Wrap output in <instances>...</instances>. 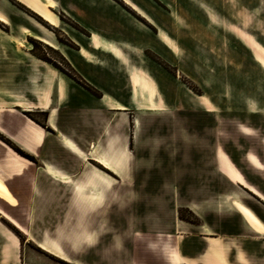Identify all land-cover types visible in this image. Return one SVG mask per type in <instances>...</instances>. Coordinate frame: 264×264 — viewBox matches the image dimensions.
Returning <instances> with one entry per match:
<instances>
[{
	"label": "crops",
	"instance_id": "obj_1",
	"mask_svg": "<svg viewBox=\"0 0 264 264\" xmlns=\"http://www.w3.org/2000/svg\"><path fill=\"white\" fill-rule=\"evenodd\" d=\"M53 1L84 29L67 31L77 49L67 52L62 46L60 50L100 93L94 94L44 62L21 63L28 69L22 72V78L27 80L23 86L24 101L12 100L11 105L2 102L0 110L15 112L13 107L19 106L26 111L37 109L47 112V119L43 125L22 114L18 124L5 125L3 116L0 118V132L35 157L34 160L25 157L0 138L4 150L0 159V202L12 211H36L38 218L55 231L61 232L62 222L68 220L75 247L93 240L87 229L94 225L95 219L86 214L79 225L78 213L95 210L107 196L115 179L107 171L118 178L136 174L131 171V143L138 124L137 104L143 97L134 86L139 82L137 76L127 74L126 70L121 74L118 67L136 66L129 50L148 46L152 27L156 29L154 35L161 37L172 51L178 43L176 38L181 37L182 73L204 90L199 98H206L219 108L214 109L217 111L214 114L206 113L207 108L205 113L199 109L197 114H192L196 115L197 123L188 125V131L198 134L192 132L197 138L179 146L181 178H202L201 165L216 160L222 164L220 151L227 153L229 161L238 167L235 146L228 151L215 146L218 119L229 115L236 130L240 127L260 132L264 127V0ZM125 5L148 24L141 22ZM24 28L30 27H23L22 31ZM131 123H134L133 131ZM203 132L214 138L209 145L204 139L202 142ZM152 146L150 143V153ZM250 155L255 156L259 166L251 162ZM246 160L257 168L264 165L256 153H247ZM225 161L227 168L235 172L226 158ZM150 177H157V172H150ZM8 180H13V184ZM238 197L236 193L226 197L239 211L238 227L263 236L243 238L199 225L207 228L194 236L193 247L184 241L172 244V249L185 260L181 264H212L207 254L213 238H218L225 249L223 254L228 264H264V220ZM192 208L198 211L196 205ZM4 211L7 214H2L15 225L20 223ZM237 242L242 248L233 251V243ZM38 244L70 261L58 235L47 234ZM197 247L202 250L197 252ZM219 260L224 263L222 258Z\"/></svg>",
	"mask_w": 264,
	"mask_h": 264
},
{
	"label": "rangeland",
	"instance_id": "obj_2",
	"mask_svg": "<svg viewBox=\"0 0 264 264\" xmlns=\"http://www.w3.org/2000/svg\"><path fill=\"white\" fill-rule=\"evenodd\" d=\"M44 1L54 12V22L39 11L38 4L33 0H0V12L10 18L9 23L0 20V103L24 101L23 86L27 80L22 78V72L28 70L21 65L24 60L44 62L46 66L49 65L51 69L53 66L70 78L83 77L75 68L76 72L71 68L69 58L60 50L62 46L67 52L78 48L67 32L77 29L76 22L54 5L53 0ZM125 8L134 14L128 5ZM134 15L148 24L136 13ZM35 21L51 30L48 38L55 41L56 47L35 36L23 34V27H30L40 34ZM151 29L152 38L147 40L148 46L129 50L133 52L136 66L125 69L118 67L121 74L126 70L127 74L131 72L137 76L139 82H135L134 86L143 97L141 103L137 104L138 124L131 143V171L136 174L118 178L107 171L115 178L107 196L102 198L95 210L78 213L79 225L86 214L95 219L93 226L88 229L84 227L93 235V240H87L76 247L70 237L68 220L62 222L61 232L55 231L38 218L36 211H12L0 202L2 208L20 221L15 225L2 214L7 212L0 207V214L4 217H0V264H181L185 260L178 251L172 249V244L184 241L193 247L194 236L207 228L199 225L211 226L218 232L243 238L250 235L263 236L248 228L242 230L238 227L239 211L233 206L232 200L226 197L236 193L239 200L264 220V165L257 168L246 160L247 153H256L264 161V127L260 132L240 127L236 130L237 126L229 115L218 117L219 130L215 146H221L223 151L235 146L238 167L229 161L227 153L220 151L222 164L220 160L211 164L204 163L201 165L202 178L182 179L179 146L197 138L193 136L194 131H188V125L197 123L196 115L192 114H197L199 109L205 113L204 108L209 109L206 113L214 114L219 108L210 104L206 98H199L198 95L203 94L204 90L182 73L181 37L176 38L178 43L175 42L172 51L162 42L161 37L154 35L156 29ZM23 36L29 42L28 45L20 43ZM85 81L80 80L82 84ZM13 108L15 112L0 110V118L3 116L5 119L3 124H18L22 114H26L46 125L47 112L37 109L26 111L20 106ZM130 129L134 130V123H131ZM203 134L205 137H202V142L204 139L205 144L209 145L213 137L209 138L208 132ZM0 138L13 148L22 149L2 132ZM150 143L153 145L152 153ZM3 155L4 150L0 145V159ZM225 158L235 168V172L227 168ZM250 160L259 166L255 156L250 155ZM150 172H157V177L151 178ZM8 183L13 184V180H8ZM192 205H196L198 211ZM72 219L74 226L75 213ZM59 224L60 221H57L56 225ZM47 234L58 235L70 261L46 251L38 244ZM200 248L197 247L196 251L202 250ZM241 248L240 243H233V251ZM223 251L225 249L219 239H211L207 255L212 264H221L220 258L223 264H228Z\"/></svg>",
	"mask_w": 264,
	"mask_h": 264
},
{
	"label": "bare ground",
	"instance_id": "obj_3",
	"mask_svg": "<svg viewBox=\"0 0 264 264\" xmlns=\"http://www.w3.org/2000/svg\"><path fill=\"white\" fill-rule=\"evenodd\" d=\"M34 2H36L38 4V7H39V11L46 17L48 18L50 21L54 22L53 21V15H54V12L50 9V7L48 6V3L45 2L44 0H33ZM56 19V18H55ZM0 20L4 21V22H7L9 23L10 22V18L1 13L0 12ZM57 20V19H56ZM35 25L38 27V29H40V34H38L34 29H31V28H24L23 29V34L24 35H32V36H35L39 39H42L43 41H45L46 43L56 47V43L54 40H52L51 38H48V35L51 32V30H49L46 26H44L43 24H41L40 22L38 21H35ZM20 43H22V45H28V41L27 39L23 36L21 37L20 39ZM2 189V187L0 186V190Z\"/></svg>",
	"mask_w": 264,
	"mask_h": 264
},
{
	"label": "trees",
	"instance_id": "obj_4",
	"mask_svg": "<svg viewBox=\"0 0 264 264\" xmlns=\"http://www.w3.org/2000/svg\"><path fill=\"white\" fill-rule=\"evenodd\" d=\"M75 25L77 26L78 29H80V30H84V29H82V27H81L80 25H78L77 23H75ZM68 64L71 66L72 69H74V67L71 65L70 62H68ZM74 71L76 72L75 69H74ZM72 78H74V79H75L76 81H78L80 84H82V83L80 82V80H82V81L84 80V81H85V79H84L83 77H80V76H79L78 78H75V77H72ZM82 85L85 86L87 89H89V90H90L91 92H93L94 94H99V92L97 91V89H96L95 87H93V85H90L89 83H87L86 81H85V83H83ZM14 149H15L16 151H18L20 154L24 155L25 157L34 160V157H33V156L29 155L28 153H25L22 149L17 148V147H14Z\"/></svg>",
	"mask_w": 264,
	"mask_h": 264
},
{
	"label": "snow or ice",
	"instance_id": "obj_5",
	"mask_svg": "<svg viewBox=\"0 0 264 264\" xmlns=\"http://www.w3.org/2000/svg\"><path fill=\"white\" fill-rule=\"evenodd\" d=\"M241 183H242V181H241Z\"/></svg>",
	"mask_w": 264,
	"mask_h": 264
}]
</instances>
